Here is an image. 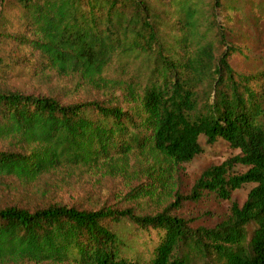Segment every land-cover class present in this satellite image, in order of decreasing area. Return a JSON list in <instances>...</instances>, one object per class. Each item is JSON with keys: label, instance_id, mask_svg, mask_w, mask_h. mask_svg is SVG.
Returning a JSON list of instances; mask_svg holds the SVG:
<instances>
[{"label": "trees", "instance_id": "16d2710c", "mask_svg": "<svg viewBox=\"0 0 264 264\" xmlns=\"http://www.w3.org/2000/svg\"><path fill=\"white\" fill-rule=\"evenodd\" d=\"M263 39L264 0H0V264H264ZM202 138L239 155L188 187ZM80 172L126 180L122 205L17 187Z\"/></svg>", "mask_w": 264, "mask_h": 264}, {"label": "rangeland", "instance_id": "374dc122", "mask_svg": "<svg viewBox=\"0 0 264 264\" xmlns=\"http://www.w3.org/2000/svg\"><path fill=\"white\" fill-rule=\"evenodd\" d=\"M260 38V35H259ZM258 40L254 44L258 47L260 41ZM264 43V39H263ZM240 57L237 60V64L242 62ZM136 62L133 69L141 68L142 65ZM243 64L246 61L242 62ZM248 69L251 70L256 66L254 60L248 62ZM120 63L116 62L109 73L114 77L117 76L116 70L119 68ZM77 86V82L71 78H59L55 77L47 84L44 85V92L46 93H56L61 97H72L74 99H84V98H95L98 97V93L90 88L84 87L80 83ZM202 148L204 150L203 154L195 158L190 164L186 165L185 172V184L191 187L194 181L200 176V174L207 168L211 166L222 165L225 161L233 159L239 155V151L232 149L226 142L218 141L217 143L211 145L207 143L205 138L200 140ZM236 173H245L246 169L242 166H237L235 168ZM34 188H26L24 186L17 185L19 191L23 193L31 202L37 200L39 195L36 196V191L38 188H43L47 191V197L52 200L63 201L68 205H79L86 207H98L99 204H103L106 201L109 204L116 203L117 205H122L121 200L124 199L125 193L129 190V183L121 178H103L95 173H85L80 172L70 178L67 174H57L53 176H46L42 178L37 184H34ZM255 185H245L242 189L236 191L233 195V201L239 204H243L249 192L254 188ZM230 201H217L213 196L209 197L205 202L200 204L195 208V213L200 211H208L211 215L210 220H218V218L225 215L231 206ZM141 209L151 208L152 205L148 203H142L139 205ZM191 207H187L186 211L191 212ZM212 223L210 221L208 224ZM139 255L144 258H148L143 248H139Z\"/></svg>", "mask_w": 264, "mask_h": 264}]
</instances>
